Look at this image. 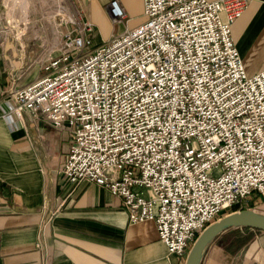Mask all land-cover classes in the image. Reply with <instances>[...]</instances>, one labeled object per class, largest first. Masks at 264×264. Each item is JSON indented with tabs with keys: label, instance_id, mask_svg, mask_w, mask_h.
I'll list each match as a JSON object with an SVG mask.
<instances>
[{
	"label": "built area",
	"instance_id": "1",
	"mask_svg": "<svg viewBox=\"0 0 264 264\" xmlns=\"http://www.w3.org/2000/svg\"><path fill=\"white\" fill-rule=\"evenodd\" d=\"M247 3L142 0L141 21L97 42L79 19L7 90L17 115L67 128L64 179L102 184L128 220H154L168 253L264 194V66L248 72L231 34ZM108 8L124 21L119 0Z\"/></svg>",
	"mask_w": 264,
	"mask_h": 264
},
{
	"label": "crops",
	"instance_id": "2",
	"mask_svg": "<svg viewBox=\"0 0 264 264\" xmlns=\"http://www.w3.org/2000/svg\"><path fill=\"white\" fill-rule=\"evenodd\" d=\"M82 1L95 13L89 18L98 27L96 42L125 25L111 20L108 0ZM120 2L126 25L139 22L142 0ZM246 6L231 34L245 69L253 72L264 66V0ZM17 56L12 40H0V264H183L185 253H168L154 220H128L120 196L102 184L64 179L67 128L28 108L20 115L13 109L9 86L41 72L37 61L29 65L28 57ZM255 207L264 211V194ZM199 264H264V229L225 228Z\"/></svg>",
	"mask_w": 264,
	"mask_h": 264
},
{
	"label": "rangeland",
	"instance_id": "3",
	"mask_svg": "<svg viewBox=\"0 0 264 264\" xmlns=\"http://www.w3.org/2000/svg\"><path fill=\"white\" fill-rule=\"evenodd\" d=\"M59 7L63 12L58 11ZM106 8L111 20L116 23L117 21L113 19L109 11L108 3ZM90 10L88 6H84L82 0H0V28H3L0 31V40L13 41L17 47L19 60L23 58L24 61V58L28 57L29 65L36 63V61L41 64V61L50 53L58 51L64 30L76 26V21L79 19L91 20L89 17L95 13H91ZM124 11V22L127 24L125 8ZM52 15L55 16L57 24L58 33L56 35L50 21ZM143 18L144 15L141 10L138 21ZM91 34L93 42H96L98 37L96 34L99 35L96 23H94ZM262 195L259 193L252 194L248 205L245 206L256 208L255 205ZM222 239L225 240L224 237ZM230 240L232 242L234 240V244L239 243V238L233 239L229 236L228 241Z\"/></svg>",
	"mask_w": 264,
	"mask_h": 264
},
{
	"label": "water",
	"instance_id": "4",
	"mask_svg": "<svg viewBox=\"0 0 264 264\" xmlns=\"http://www.w3.org/2000/svg\"><path fill=\"white\" fill-rule=\"evenodd\" d=\"M239 225L264 229V211L254 207H240L222 213L195 236L185 253L183 264H199L207 245L220 231Z\"/></svg>",
	"mask_w": 264,
	"mask_h": 264
},
{
	"label": "bare ground",
	"instance_id": "5",
	"mask_svg": "<svg viewBox=\"0 0 264 264\" xmlns=\"http://www.w3.org/2000/svg\"><path fill=\"white\" fill-rule=\"evenodd\" d=\"M246 7H247V6H246ZM244 10H245V9H244ZM58 11L63 12L62 9H61L60 7L58 8ZM50 21H51V23H52V29H53V31H54V33H55V35H56V34L58 33V29H57V24H56V22H55V16H54V15L51 16Z\"/></svg>",
	"mask_w": 264,
	"mask_h": 264
},
{
	"label": "trees",
	"instance_id": "6",
	"mask_svg": "<svg viewBox=\"0 0 264 264\" xmlns=\"http://www.w3.org/2000/svg\"><path fill=\"white\" fill-rule=\"evenodd\" d=\"M252 207V206H251Z\"/></svg>",
	"mask_w": 264,
	"mask_h": 264
}]
</instances>
